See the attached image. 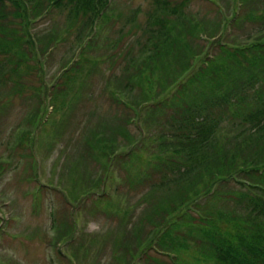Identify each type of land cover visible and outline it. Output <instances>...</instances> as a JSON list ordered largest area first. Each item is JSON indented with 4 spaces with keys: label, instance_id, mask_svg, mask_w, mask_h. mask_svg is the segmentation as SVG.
Instances as JSON below:
<instances>
[{
    "label": "rangeland",
    "instance_id": "rangeland-1",
    "mask_svg": "<svg viewBox=\"0 0 264 264\" xmlns=\"http://www.w3.org/2000/svg\"><path fill=\"white\" fill-rule=\"evenodd\" d=\"M42 1L31 0L28 7H53ZM232 1L113 0L108 3L110 19L101 21V35L90 49L83 51L82 45L71 42L74 36L67 42H55L51 54L41 57L39 70L25 77L22 93L14 91L11 96L0 90V264H179V260L182 264H211L201 258V249L209 245L200 238L199 230L234 234L243 230L233 229L224 216L235 218L236 213L245 217L249 212L246 203L253 194L234 179L221 185L215 174L224 171L226 161L236 169L235 164L243 161L242 153L233 150L230 159L209 161L208 167L194 162L186 180L177 175L174 183L173 169L160 162L168 159L166 150L170 149L159 146L158 139L160 123L167 124L172 111L154 113L156 110L149 109L153 106H145L144 111L132 109L124 92L127 82L133 85L132 76L139 69L126 66L129 58L140 57L143 47L151 45L150 39L162 38L150 32L154 7H162V2L178 11L173 14L160 8L156 13L169 27L171 22L181 28L189 23L200 32L214 34L224 25L225 42L244 46L253 41L248 36L255 39L261 33L260 25L251 19L264 12V1L246 4L238 25L233 24L238 17L233 14L240 11V0L237 9ZM62 6L74 7L69 1ZM78 19L71 20L66 10L58 9L46 18L36 15L31 28L42 36L47 28L60 30L73 21L78 26L85 22ZM202 40L195 42L203 46L206 41ZM79 57V70L65 74ZM13 81L14 86L20 80L15 77ZM155 84L153 92L157 91ZM53 92L55 98L50 102L47 96ZM236 132L231 123H223L217 135L222 143L211 156L221 157L219 149L228 141L239 148L237 142L248 137V131ZM177 153L173 162L181 168L176 174H183L187 168L180 164L184 159ZM153 175L167 184L171 181L167 194L148 193ZM138 178L147 181L140 183ZM212 185L215 188L208 192ZM192 200L196 205L178 218L181 226L168 233L176 239V250H156L164 243L163 238L157 239L166 222L174 219L180 205ZM205 217L212 221L200 219ZM154 241L157 244L150 245Z\"/></svg>",
    "mask_w": 264,
    "mask_h": 264
},
{
    "label": "trees",
    "instance_id": "trees-1",
    "mask_svg": "<svg viewBox=\"0 0 264 264\" xmlns=\"http://www.w3.org/2000/svg\"><path fill=\"white\" fill-rule=\"evenodd\" d=\"M30 1L0 0V90H7L11 96H14V91L18 94L26 89L25 77L39 70L41 57L51 54L55 42H67L74 36L75 40L71 42L82 45L83 51L90 49L95 38L101 35L99 30L101 21L110 19V16H107L110 9L108 3L113 2V0H43V3L46 1L52 3L53 7H28ZM67 1L74 7H63L62 4ZM249 2L251 0H240V11L233 14L234 18L238 16L233 24H239L241 10ZM232 3L233 9H237L235 7L237 0H233ZM160 6L162 7H154L152 10L154 23L150 32L154 37H162L161 40L150 39L151 45L146 44L143 47L140 57H130L131 61H127V67L139 68L136 75L132 76L133 85L129 82H127L129 85L125 84V96L131 101L127 104L132 109L143 108V111L153 106L149 109L156 110L154 113L161 110L172 111L167 124L160 123L161 133L158 139L161 141L159 146L163 144V147L167 146L170 149L166 150L168 159L160 162L168 163L169 169H173L174 183L177 175L182 181L187 171L191 172V168L195 167L194 162L196 164L200 161L208 167L209 161L217 163L222 157L230 159L234 155L233 150L242 153L243 161L235 164L238 165L236 169L226 161L224 171L215 174L217 180L223 182L221 185L229 184V181L234 179L240 186H247L251 190L253 195L246 203L249 212L245 217L236 213L233 216L235 218L224 216V221L233 224V229L243 230L236 234L233 231L203 233L199 230L200 238L202 237L209 245V248L201 249L200 255L211 264H264V12L251 19L260 25V35L255 39L248 36L247 40L253 41L237 47L228 44L222 38L224 25H220L221 31L218 27L214 34L200 32L189 23H186L185 28H181L178 26L179 23L171 22L169 27L167 20L166 23L161 22L156 13L160 8L173 14H177L178 11L164 7L162 2ZM262 6L264 7V3ZM58 9L66 10L71 20L82 17L85 22L78 26V21L76 23L73 21L71 25L60 30L47 28L46 31L43 30L42 36L33 32L31 27L35 24L33 20L36 15L46 18ZM173 14L170 16L174 17ZM247 16L248 14H245L243 20H246ZM199 39L206 41L203 46H200L201 43L196 44L195 40ZM42 40L47 43H43ZM131 53L132 50L128 54ZM79 59L80 57L78 61H73L64 73L78 71ZM13 76L20 80L14 86ZM153 84L157 87L155 91L157 93L153 92ZM57 86L58 83L54 88ZM145 86L152 88L148 91ZM161 95L162 97L158 98ZM47 97L52 102L55 98L54 92ZM137 99L140 100L139 103L136 102ZM44 104L45 102L41 105ZM54 112L55 106H52V113ZM137 116L138 119L142 118L141 113ZM225 122L231 123V129L238 132L248 131V137L239 139L237 142L239 148H235L233 143L228 141L227 145L219 149L221 157L219 154L214 158L211 152L222 143L217 135ZM225 151L227 153H224ZM176 152L184 159L180 164L187 168L183 174H176L178 166L173 162ZM169 158H172L171 161ZM138 179L140 183L147 181L143 178ZM185 180L186 178L183 181ZM170 183L171 181L167 184L153 175V183H150L148 193L160 195V192L164 191L167 194L172 188ZM214 188L215 185H212L208 192ZM193 201L186 206L180 205L182 209L179 212L175 211L174 219L166 222L167 226L157 239L159 241L163 238L164 243L161 241L159 243L161 247H156V250L165 253L167 250H176L173 243L176 239L168 237V233L174 227L181 226L182 222L178 218L185 216L188 208L196 205L192 204ZM248 215L250 218L245 221ZM206 218L200 219L212 221V218L208 220ZM261 223L263 227H260ZM255 228L257 230L253 231ZM187 232L191 234L190 230ZM185 237L188 240L187 236ZM152 244L156 245L157 242L154 241L150 245ZM59 254L61 257L64 256L61 252ZM173 254L179 257L178 254ZM179 264H182L181 260Z\"/></svg>",
    "mask_w": 264,
    "mask_h": 264
}]
</instances>
